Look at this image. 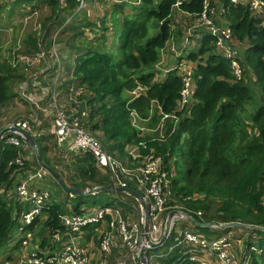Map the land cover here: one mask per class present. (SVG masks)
Wrapping results in <instances>:
<instances>
[{
	"label": "trees",
	"instance_id": "16d2710c",
	"mask_svg": "<svg viewBox=\"0 0 264 264\" xmlns=\"http://www.w3.org/2000/svg\"><path fill=\"white\" fill-rule=\"evenodd\" d=\"M218 1L223 5L219 18L225 20L234 40L242 45L239 79L233 77L229 60L216 49V38L204 29L195 31L189 41L196 47L189 46V42L178 56L172 52L165 55L173 57L176 66L182 59L194 64L192 95L178 110L182 77L177 69H170L162 78L154 79L159 75L154 66L162 59L168 42L181 38L183 30L202 12L203 0H120L110 4L104 0L108 8L102 16L95 22L78 23L77 31L70 36L68 47L74 51L71 76L58 89L66 86L68 92L70 85L75 86L80 101L77 115L85 110L78 119L80 125L123 164L134 167L149 154L160 158L159 170L165 175L168 191L164 215L172 210L183 211L189 217L185 222L204 236L237 227L199 226L191 219L254 226L241 228L246 232L244 251L250 255V264H264V230L256 228L264 227V26L246 5ZM43 2L50 7V20L64 9L73 13L78 5L76 0H66V7L59 9L57 0ZM86 31L94 33L92 41L87 40ZM24 46V54L39 52L34 37L28 36ZM22 78L16 68L0 64V114L15 97L26 102L11 88L15 80ZM137 86L143 90H137ZM32 88L29 83L28 89ZM49 97L50 93L42 97L40 105L46 106ZM29 123L42 160L51 166L45 151L52 133L44 134L46 124L35 128V123ZM34 128L41 133L33 134ZM127 145L136 147L138 157L132 158L125 149ZM24 146L32 152L25 141L20 147L0 141V264L12 260L6 252L16 244L13 230L18 224L13 201L7 194L13 186L15 169L9 161L21 154L25 166L32 162L39 167L34 155L33 161L27 159ZM71 163L69 186L110 185L106 171L96 165L89 152L75 156ZM112 203L102 199L97 204ZM80 205H73V212H79ZM64 211L60 204L51 202L42 217L24 226L40 236L39 248L44 249L51 235L61 229L60 215ZM174 238L171 232L162 245L148 250L154 264H191L189 254L177 248L169 251Z\"/></svg>",
	"mask_w": 264,
	"mask_h": 264
},
{
	"label": "built area",
	"instance_id": "2783aa9c",
	"mask_svg": "<svg viewBox=\"0 0 264 264\" xmlns=\"http://www.w3.org/2000/svg\"><path fill=\"white\" fill-rule=\"evenodd\" d=\"M16 1L0 0V3L11 4ZM76 1L78 2L76 11L86 5L85 0ZM65 2L66 0H57L58 8H63ZM229 2L234 5H246L251 14L261 18V24L264 26V0H229ZM222 6L218 0H215L214 3H210V0H203L202 12L195 18L190 27L183 30L182 37L175 38L173 42L176 44L177 41L178 47L183 48L189 44V36L192 33L204 29L216 38V49L229 60L233 77L239 79L242 74L240 63L242 45L234 40L225 20L219 18L223 12ZM22 8L21 11L23 12L25 9L27 13H31L32 11L29 5H22ZM73 14L68 16L62 27L70 23ZM171 49L172 51L175 50L173 47ZM46 55L55 60L59 68L60 53L58 52L54 37L47 54L39 48V52L35 55L24 57L31 60L34 58L44 60ZM157 64L154 66L156 70H164V68L157 69ZM170 69H177V72L182 77L183 86L180 90L177 104V109L181 110L188 104L192 95L194 64L190 62L189 64L181 63L179 66L175 64L170 65L164 70V73ZM28 86L29 84L25 81V90H22L20 96L23 99L32 101L37 109L52 111L53 120L50 132L55 136L57 143H67L70 154L77 155L80 152H89L94 158L96 165L106 171L110 185L132 188L129 186L131 184L135 187L132 189L142 195L148 208V235L153 243H157L162 237L167 219L166 217L163 226L162 215L168 209V191L165 190V175L159 170L160 158L149 154L145 158L143 157L139 163H132L135 165L134 167L126 166L108 152L96 136L80 125L78 119H80V116L85 115V110L81 111L80 116L77 115L80 101L76 98L77 90L75 86L71 85L69 88L68 99L70 107L66 110L58 104V93L49 85L45 87L37 80L31 82L33 88L46 89L47 93H50L46 106L40 105L44 93L37 95L27 92ZM136 89L143 90L141 86H137ZM166 116L164 115V117ZM8 126H16L21 130L32 133V128L27 119L16 118ZM1 141L4 144L20 147L25 140L19 131L12 130L3 133ZM125 149L132 158L138 157L136 147L127 145ZM9 164H14L15 169L12 173L13 186L7 191L13 201L12 211L14 214L16 211L13 208L21 206L19 216L22 226L20 228H23L32 224L37 217L40 218L44 215V210L49 207L53 200V193L46 182V172L40 167L26 169L24 157L21 154H18L17 157L9 161ZM91 189L89 187L84 188V194L94 195L99 192L95 190L90 191ZM113 192L114 200L118 203L113 202L109 205L99 204L94 207L84 208L79 212H69L60 215L61 229L51 235L44 249L33 245L27 250L33 235L31 230H27L25 234H22L23 236L20 234L14 235L13 242L19 243L23 250L19 260L20 264H87L88 253L82 243L81 236L84 230L91 226H95L97 231L100 227L105 228L104 232L99 233L98 250L101 255H109L112 247L120 243L122 248L127 251V257L131 264H154L153 256L148 251L152 246L147 242L143 231L145 220L143 207L131 196L135 199V204L133 205V209H130L125 205V197H129L130 195L122 191L113 190ZM67 194L70 197L75 195L73 193ZM131 213L132 216H129ZM45 218L46 214L44 219L39 220L43 221ZM187 220H189V217L186 215L175 214L171 217L167 237L173 232L175 238L174 243L169 247V251L177 248L178 252L189 254L191 264H200L197 257L200 252L215 255L220 260L219 264H250L251 258L247 252L240 253L239 256L232 255L230 251L232 246L229 238L204 236L197 231L182 227V224L177 226V222ZM180 245H183L182 249L179 248ZM251 249L255 250L253 247Z\"/></svg>",
	"mask_w": 264,
	"mask_h": 264
},
{
	"label": "rangeland",
	"instance_id": "374dc122",
	"mask_svg": "<svg viewBox=\"0 0 264 264\" xmlns=\"http://www.w3.org/2000/svg\"><path fill=\"white\" fill-rule=\"evenodd\" d=\"M22 1H27V0H22ZM104 0H89L88 6H84L83 8L80 9V11H77V14L71 23L69 27H66L64 29H61L63 22H53L54 19H56L59 16H68L69 12L67 10H63L59 14V16H54L55 18L50 20V7L49 5L46 6L47 9L43 8H37V12L31 11V13H27L26 9L21 11L22 5H28L29 3L27 2H19L17 1L16 3H11V4H6V3H0V64L6 63L8 66L12 68H16V72L19 75H22L23 78L22 80H15L13 84L11 85V88L13 90V87L16 92H18V95L22 93V90H25V81L24 79L28 78L27 83H31L33 80H37L36 78L38 77V68L39 64L42 62V59H28L25 58L24 56L31 57L27 54H24L26 50V46H24V40L28 37H34L35 39L38 40L39 42V48L40 50H43L48 53L50 50L51 42L54 37L56 45L58 47V52L62 54V59H63V64L68 70L72 66V56L74 55V51L70 49L68 46L69 44V38L70 36L76 32L77 30L75 29L76 26H79L78 23L82 22H95L97 21V18L101 17L104 12L108 7L103 4ZM108 4L112 3L113 0H105ZM88 9V10H86ZM39 10V11H38ZM86 10V11H85ZM84 11V13L82 12ZM100 13V14H99ZM74 16V14H73ZM68 17H66L67 19ZM73 18V17H72ZM72 20V19H71ZM179 20V18H178ZM51 21V22H50ZM71 22V21H70ZM64 30V31H63ZM87 34V40L92 41L91 38L94 37V33H90L89 31H86ZM174 40V39H173ZM170 41L168 42L169 45L165 46L163 51H162V59L160 63L157 64L156 68H168L170 65H174L173 58H167L166 52H172L175 55H179L181 48L178 47L174 42ZM60 41V42H59ZM188 46V45H187ZM186 46V47H187ZM189 46H195L194 42H190ZM174 48L175 50L172 51L171 48ZM196 47V46H195ZM183 52V50H182ZM165 57V59H164ZM52 61V60H50ZM181 63L183 64H189L190 62L182 59ZM164 70H159V75L156 74L154 79L160 78L161 75H163ZM42 79V78H41ZM40 79V80H41ZM44 83V81H42ZM37 93L42 94L41 90H38ZM44 93H47V91H44ZM60 96L63 104H67L66 101V91L65 88H63L60 91ZM17 100V99H16ZM14 102V101H13ZM20 104L19 101L17 103H13L10 108L6 109L3 111L4 116L1 117V122H8L11 119H13L17 113L16 109L19 108ZM13 114V115H12ZM18 116V115H17ZM57 146L54 143V140L51 139L48 143V149H47V157L50 160V163L52 165H56L57 171H61L64 175V178L67 179L66 174H64V171L66 170L67 173L69 172L67 167H71V170H73V164L71 163L74 158L75 154H72L73 157L70 158H59L57 157ZM120 160V159H118ZM122 162V160H120ZM71 163V165H70ZM46 179L48 180L50 186V190L52 193L55 194V192L63 191L61 187L46 173ZM67 192L63 191V194L66 195ZM67 196V195H66ZM104 197H106L105 194H80L76 196L75 198H68L69 204L75 205L80 202L81 200V207L88 208V207H94L99 201H101ZM129 201V200H127ZM133 203V201H129ZM132 216V213L129 215ZM167 215H162V224L164 226L165 223V218ZM42 223V220L38 221V225ZM181 224H184L185 228L192 229L193 231H196L192 225H188L185 221H179L177 222V226H180ZM176 226V224H175ZM94 230V229H93ZM105 228L100 227L98 231H93L95 235L92 234V247L94 248L96 254L92 250V254H94L93 259L91 260L90 264H100L99 259L101 258V264H116L117 260H122L125 255L128 256L127 251L124 249L120 254H115L114 256L111 257L109 255L107 258L103 257L98 250L99 246V233L104 232ZM223 231H215L213 235L217 236L222 234ZM82 243L86 248H88V245L86 244L87 242L82 239ZM118 246H113L112 250L115 251L117 250ZM123 249V248H122ZM98 257V258H97ZM17 259L19 256L16 257ZM106 261V262H105ZM130 261V260H129ZM131 263V262H130ZM120 264V263H118Z\"/></svg>",
	"mask_w": 264,
	"mask_h": 264
},
{
	"label": "crops",
	"instance_id": "0c3cea01",
	"mask_svg": "<svg viewBox=\"0 0 264 264\" xmlns=\"http://www.w3.org/2000/svg\"><path fill=\"white\" fill-rule=\"evenodd\" d=\"M85 1H86V5L88 6V4H89L88 1L87 0H85ZM21 2L29 3L28 5L30 7H33V9H31V10L32 11H36V12H37V8L47 9L46 6H48L47 3L43 2V0H27V1H21ZM67 4L68 3L65 2V6L64 7H66ZM86 10H88V9H86ZM77 11H80V9L77 10ZM77 11H76V8H75V10L73 12L74 16H73V18L71 20V23L73 22L76 14H77ZM82 12L84 13V11H82ZM73 13L68 14V16L73 14ZM68 16H64L65 18L62 17V16H59L56 19H54L53 22H59L60 21V23L61 22L64 23L65 22L64 20ZM71 23H70V25H71ZM73 57H74V55L72 56V60H73ZM50 60H52V61H50ZM59 60H60L59 61V65L60 66L58 68V63L55 60H53L51 57L46 55L44 60H42V62L39 64V68H38V72H37L39 75H38V77L36 79L40 83H42V81H44V83H42V84L45 87L49 85L51 88H53L56 91V93H58V98H57L58 99V104L63 109L66 110V109H68L70 107V101L68 99L69 87H68V92H66L67 96L65 97L66 101H67V104H63L62 103L61 96H60V91L63 88H65L66 86L65 87H60L59 89H58V87L62 86L65 83V81H67L70 78L71 71H69V69L67 70L66 67L64 66L63 59H62V54H60ZM162 77H163V75H161L160 78H162ZM72 86H74V85H72ZM39 90H41L42 93H44V91H47L46 89H44V90L43 89H39ZM26 91L27 92H31V93H37L38 90H36V88H32V89H28L27 88ZM65 91H66V88H65ZM48 94L49 93H44L42 95V97L46 98ZM48 100H46V102ZM13 101L15 103H17L18 101H19V103H22V104H20L19 108L16 109L17 112L19 111V113H17L18 116L16 115L10 121L2 123L1 122V117L4 116L3 111L8 109V108H10L11 105L14 103ZM13 101L11 103L5 105L2 108V110H1V114H0V130L2 128L8 126L14 119L21 118V119L31 120L33 123H35V128L36 127H42V124H46V128H45V131H44L45 133L44 134H47V133L50 134L51 133L50 132V127H51L52 120H53L52 111H50V110L42 111L40 109H37L36 107H34L33 102L30 101V100H26V102H27L26 103V102H24L22 100H19V98L15 97L13 99ZM38 116H39L40 119H38ZM35 128L33 129V134L39 135L41 132H37V130H35ZM51 135H52L51 139L54 140V143H55V145L57 146V149H58L56 156L59 157V158H70V157H73V155L70 154V152L68 151V144L67 143H64V144L57 143L56 140H55V136L53 134H51ZM50 140L47 141V144L49 143ZM24 148H25V154H26V155L25 154L24 155L27 157V159L33 161V155H34L33 151L31 152L25 146H24ZM47 149L45 151V157L48 159L49 164L51 166H53L55 169H57L56 165L54 166V165H52L50 163V160H49V158L46 155L47 154ZM81 153H84V152H80L77 155H79ZM70 165H71V163H70ZM33 168H35V166H34V164L32 162L29 164V167L26 166V169H33ZM66 169H68L70 171L71 167L70 168L67 167ZM58 172L60 173L61 171H58ZM101 173L105 174L104 171H102ZM64 174H66V176H67V179L64 178V181L69 186V183L71 182L70 179L72 177L68 176V173H67L66 170L64 171ZM46 182L49 184L48 180ZM49 186H50V184H49ZM60 192H61V194L59 193V191L55 192V194L53 193L52 202L60 204L61 207L63 208V210H65L64 213H69V212L72 213L74 211L73 210V205L69 204L68 198H75L76 196H78V194L70 197L67 193H66V195H67L66 196L65 194H63V191H60ZM7 194H8V196H10L8 191H7ZM97 194H105L106 197H104L103 199L106 200V202H116V200H114V192H113V190H110V192H102V190H101ZM125 199H126V204L125 205L128 206L130 209H133V205L135 204V201H133V203H131L129 201H132V200L129 197H125ZM81 200L79 202L80 204H81ZM127 200H129V201H127ZM116 203H118V202H116ZM79 208H80V210H82L83 207H81V205H80ZM13 209H15V211H16L15 212L16 218L18 217V221L17 222H18V224H20V225L16 224V226H15V228L13 230V233L15 235L20 234L21 236H23L22 234H25L27 232V230L24 229V227L20 228L21 221H20L19 211L21 209V206L14 207ZM124 213H127V212H124ZM38 226L39 225L37 224V227H35V230L38 229ZM91 227H93V226H91ZM93 229H90V227H88V228H86L84 230L82 236L80 235L81 239H84L87 242L86 244L88 245V248H86L87 249V253H88V263L87 264H90L91 260L94 257L93 256L94 254L91 253L92 250L96 254L94 248L92 247V244H93V242H92V239H93L92 234L95 235L93 233V231L96 232L97 230H96L95 227ZM211 236H214V235L212 234ZM245 236H246V232L243 229L237 227L236 229H231V230H228L226 232L223 231L222 234L217 235V236L215 235L214 237H217V238H223V237L224 238H229V240L231 241V246H232V249L230 248V251H231L232 255L233 256H235V255L239 256L240 253L241 254L245 253V251H244V247L245 246L243 244V241L245 240ZM91 237H92V239H90ZM39 238H40V236L34 235V233H33L32 238L30 239V246H28L27 250H29L30 247L33 246V245H37L39 247ZM116 246H118L120 248H118L115 251L111 250V252L109 253V255H111V257L114 256L115 254H120L121 255L122 250H124V249H122V246L120 245V243H118ZM22 251H23L22 250V246L19 243L13 244L12 245V249L7 250V252H6V253H9L10 256L12 257V260L8 264H20L19 260H20V256L22 254ZM109 255H102V256L107 258ZM17 256H19L18 259L16 258ZM197 257L199 258L200 264H219L220 263V260H218V258L215 255H213V254H207V253H201L200 252V253H198ZM99 261H100V264H101V258L99 259ZM118 263H120V264H131L129 259H128V257H127V255H125L122 260L121 259L117 260L116 264H118Z\"/></svg>",
	"mask_w": 264,
	"mask_h": 264
},
{
	"label": "water",
	"instance_id": "95a60500",
	"mask_svg": "<svg viewBox=\"0 0 264 264\" xmlns=\"http://www.w3.org/2000/svg\"><path fill=\"white\" fill-rule=\"evenodd\" d=\"M16 130L19 131L25 140V142L28 144V146L32 149L36 162L39 165L40 168H42L60 187L63 191L67 193H73V194H84V188L82 187H70L68 186L65 181L63 180L62 176L60 175L59 172H57L54 168L51 166L47 165L43 160H42V155L40 151L37 148L36 142L32 135L29 132H26L24 130L19 129L16 126H6L0 130V141H1V136L3 133L6 131H12ZM104 189H110V190H115V191H122V192H127L130 196L134 197L143 207L144 210V225H143V231H144V236L147 240V242L152 246H159L162 245L167 237V232H168V226H169V221L171 217L175 214L178 215H186L183 211L181 210H172L167 214V219H166V224L164 226L163 234L161 239L157 243H153L148 235V208L146 206L145 201L143 200L142 195L137 192L136 190L129 188V187H123V186H114V185H109V186H104V187H95L92 188L90 191L95 190V191H101ZM187 216V215H186ZM192 222L198 224L199 226H206V227H212V228H226V227H238V228H254V226H249L243 223L239 222H230V223H219V222H212V221H207V222H195L194 220L191 219ZM258 229L264 230V227H256Z\"/></svg>",
	"mask_w": 264,
	"mask_h": 264
}]
</instances>
